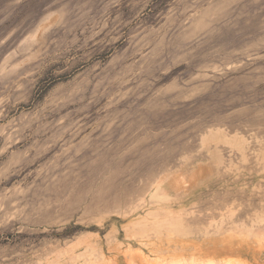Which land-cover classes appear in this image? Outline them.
I'll return each instance as SVG.
<instances>
[{
    "label": "rangeland",
    "instance_id": "rangeland-1",
    "mask_svg": "<svg viewBox=\"0 0 264 264\" xmlns=\"http://www.w3.org/2000/svg\"><path fill=\"white\" fill-rule=\"evenodd\" d=\"M0 264H264V0H0Z\"/></svg>",
    "mask_w": 264,
    "mask_h": 264
}]
</instances>
